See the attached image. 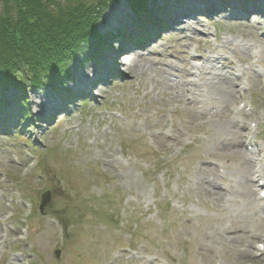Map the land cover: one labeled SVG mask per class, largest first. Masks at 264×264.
Returning <instances> with one entry per match:
<instances>
[{
  "label": "rangeland",
  "instance_id": "rangeland-1",
  "mask_svg": "<svg viewBox=\"0 0 264 264\" xmlns=\"http://www.w3.org/2000/svg\"><path fill=\"white\" fill-rule=\"evenodd\" d=\"M234 9L210 21L220 10L201 9L182 29L167 21L156 27L155 37L127 51L154 67L134 81L115 68L123 43L106 47L100 37L99 51L84 44L71 60L72 79L57 92L0 87V119L11 111L0 126V264H264V252L257 255L264 186L257 179L253 189L244 185L245 171L254 178L250 160L264 178V6L250 14ZM113 12L126 22L133 16L129 0L106 8L97 30L109 40L124 23ZM214 29L215 36L207 33ZM114 54L111 79L95 84L96 97L79 95L77 77L91 66L93 78L103 63L97 58ZM167 61L193 68L194 75H182L195 79L196 106L187 88L158 74L169 70ZM211 62L242 71L235 77L241 92L227 109L208 85ZM32 92L45 105L63 102L41 130ZM229 108L248 114L252 150L247 134L240 146L232 142Z\"/></svg>",
  "mask_w": 264,
  "mask_h": 264
},
{
  "label": "trees",
  "instance_id": "trees-1",
  "mask_svg": "<svg viewBox=\"0 0 264 264\" xmlns=\"http://www.w3.org/2000/svg\"><path fill=\"white\" fill-rule=\"evenodd\" d=\"M111 1L0 0V86L67 84L68 62L92 34L99 36L98 19Z\"/></svg>",
  "mask_w": 264,
  "mask_h": 264
},
{
  "label": "bare ground",
  "instance_id": "bare-ground-1",
  "mask_svg": "<svg viewBox=\"0 0 264 264\" xmlns=\"http://www.w3.org/2000/svg\"><path fill=\"white\" fill-rule=\"evenodd\" d=\"M206 6L210 7L211 12H214L215 10H220L223 6H228L231 9L235 8L236 10L242 11L243 13L250 14L253 12L255 13L257 9H261V7L264 6V0H175V1L166 0L165 2H163L161 9L154 14L153 18L144 17V18L138 19L137 17L129 16L127 20L129 21L131 20V22L133 23L132 26L129 27V30L134 35L136 40L133 41L132 43H128L126 47H124V49L122 50V55L120 54V58L115 61V68L119 67L122 73L126 74L127 76L132 77V81H134L135 78H137L136 73L138 71H143V73L145 71L146 72L153 71L154 67H152V65L148 66V65L138 64L139 62H141V57L140 58H137L135 56H133L132 58L125 57V56H129L128 54H130L127 51L132 49L131 47H135V46L140 47V45H144L143 41L140 39V36H142L145 31H149L150 33V37L148 39H150L151 37L152 38L155 37L159 29L161 28L162 23L167 20L165 17L167 13L170 12L174 20L173 22H170L169 24H173L174 25L173 27L176 26L177 29L178 28L182 29L183 24L188 23L189 22L188 20L193 19L192 15H195L201 9L208 8ZM229 8H226L225 10H220L219 12L216 13L215 16H212V18H209V21L215 19L218 16H222L223 14L227 13ZM187 15L188 17L185 18V16ZM190 16L191 18H189ZM113 17L116 18L117 20L124 21V23L126 22V17H125V20L122 19L121 14L119 13L113 12ZM181 18L183 19L181 21L182 23L180 22ZM251 18L253 17L250 16V18H247V20L251 21L252 20ZM156 27H158L159 29H157ZM246 45L248 46V49H249L251 44L248 43ZM209 57L211 61H218L221 59L219 55H215V54H211ZM110 58L111 59H106V57L97 58L98 62H100L99 60L101 61L103 60V63L99 65V67L101 68V71L97 72V75H96L97 77H93V78L91 77L89 73V70L90 71L93 70L91 66L87 68L88 76L86 72V76H84V78L82 77L83 75L81 74L79 77H77L76 82H77V85L80 87V90L78 92L79 95H83L87 93L94 98L96 97L95 87L102 83H106L111 79V68H112L111 60L113 59L115 60V54L112 55ZM224 60H226L227 64L230 63V60H228V58ZM224 60L222 59V61ZM211 63H212V66L211 68L208 69L209 70L208 85L209 86L212 85L213 88H215L214 91L219 97L218 100L220 101V103L223 104V107L227 109L226 107L228 103H230L235 98H237V95L240 94L241 92L240 87L238 85L236 86L235 79L238 76H242V71L241 70L239 71V69L237 71L236 66L234 67L233 65H230L231 66L230 70H226L222 66H217L216 64L214 65L213 62ZM166 65L169 67V70H166V71L158 70L159 71L158 74L163 76L164 79L167 80L169 84L174 88H179V89L183 88L184 90L185 88H187L186 90L190 91L191 93V96H189L187 101L189 105L196 106L198 102L201 101V100H198V93L195 91L196 89L195 86H197L196 82L191 77L186 79V76L182 75L184 74V72H187V71L191 76L194 75L195 72H193V68L192 67L187 68L184 71L183 66L173 65L170 61H167ZM252 73L254 76L260 75L259 70L257 68H253ZM178 74H180L179 77L175 78L176 75ZM187 85L191 86V88L190 87L188 88ZM40 96H41V93L39 92H32L30 94L33 108L41 109L40 110L41 114L39 117V119H41V124L38 126V130L42 129L43 123H46L49 116L54 115L53 113L58 111V109H60L62 106L61 103H63L61 102V100L58 102L57 100L56 101L52 100L49 103V105L47 104L45 105ZM67 99L68 100H65L66 102L75 100V98H73L72 96ZM2 113H4V111H0V117ZM245 113L246 112H244L243 110H238V109L236 110L233 108H229V113H228L229 120L227 119L229 125H231V128H229L230 129L229 132L232 136L231 140L232 142L236 143L234 144L236 146L241 145V140H242L241 138H243L244 135L246 134L247 135L244 139V144L246 145L247 142L249 141L251 142L250 131L246 123V116L248 114L245 116ZM8 114H11V111H8L4 115H2V118L0 120H2L3 123L1 122L0 126H3L5 124L7 126L8 122L5 119L8 118ZM247 163L249 166L248 169L250 167L254 168V178H251L250 174L249 173L247 174L248 171H245L246 182L244 183V185L248 189L249 188L253 189L254 184H257L256 179L260 178L261 176V170L259 168L256 169L255 167L256 164L254 166L253 161L250 160V162H247ZM214 185L220 187L216 183H214Z\"/></svg>",
  "mask_w": 264,
  "mask_h": 264
},
{
  "label": "water",
  "instance_id": "water-1",
  "mask_svg": "<svg viewBox=\"0 0 264 264\" xmlns=\"http://www.w3.org/2000/svg\"><path fill=\"white\" fill-rule=\"evenodd\" d=\"M48 201H49V197H48V198H44V199H43L42 206H44V205H45V203H47Z\"/></svg>",
  "mask_w": 264,
  "mask_h": 264
}]
</instances>
